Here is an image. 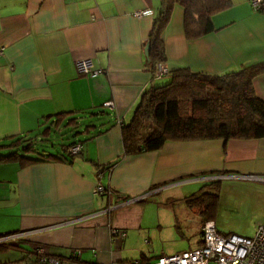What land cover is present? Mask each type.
I'll list each match as a JSON object with an SVG mask.
<instances>
[{
  "label": "crops",
  "instance_id": "crops-1",
  "mask_svg": "<svg viewBox=\"0 0 264 264\" xmlns=\"http://www.w3.org/2000/svg\"><path fill=\"white\" fill-rule=\"evenodd\" d=\"M160 4L0 0V48H5L0 57V142L39 133L46 117L61 112L112 113V126L88 129L85 138L108 128L84 143L72 164L0 165V238L29 233L0 244V264H36L33 252L41 247L64 257L81 251L85 264L139 259L130 250L135 237L143 239L162 223L148 217V208L153 209L143 200L159 206L184 202L207 179L224 176L217 217L224 204L234 212H227L232 219H243L251 228L236 232L227 226L225 232L216 217L219 231L252 237L264 226V183L247 177L264 176V139L168 142L158 152L124 156L122 125L131 122L146 91L172 77L155 78L146 66V43ZM144 11L151 14L139 15ZM213 20L217 32L189 40L185 10L174 8L163 31L170 71L223 75L264 63V13L252 0H231ZM83 59H91L102 73L96 78L81 75L76 63ZM254 87L264 100V74ZM119 158L113 171L100 176L99 166ZM99 183L107 187L105 195L96 193ZM160 194L166 202L156 198ZM110 205L119 208L109 212ZM154 255H147L148 260L166 254Z\"/></svg>",
  "mask_w": 264,
  "mask_h": 264
},
{
  "label": "trees",
  "instance_id": "trees-1",
  "mask_svg": "<svg viewBox=\"0 0 264 264\" xmlns=\"http://www.w3.org/2000/svg\"><path fill=\"white\" fill-rule=\"evenodd\" d=\"M178 5L185 10L186 36L189 40H195L219 30L213 16L229 8L231 0H161L154 31L146 43V47H150L146 66L155 78L158 65H166L168 60L163 31ZM257 10L264 13V5ZM169 74L172 76L169 83L146 91L131 122L122 125L124 156L158 152L168 142L264 139V100L257 95L254 87V80L264 74V63L223 75L195 73L189 69H178ZM85 118L92 120L84 124L82 120ZM111 118L112 113L108 109L82 114L77 111L61 112L46 117L39 133L10 137L0 142V165L16 164L25 169L49 163L72 164L82 155L83 144L108 128L85 139L77 136L89 132L88 129H92L93 125L112 126ZM62 125L73 127L75 135L65 137L66 133L60 131ZM53 135L61 139L54 142ZM77 145L82 146L78 154L72 152ZM120 160L99 166L100 176L113 171ZM215 174L212 173L213 176ZM223 182V179H214L202 186L201 190L184 198L185 204L193 212L198 209L202 224L216 220ZM99 185L105 188L102 193L105 195L107 187L102 183ZM115 197L120 199L118 194ZM174 202L179 201L173 200L167 204ZM201 241L202 238L199 243ZM140 258L148 260L145 254Z\"/></svg>",
  "mask_w": 264,
  "mask_h": 264
},
{
  "label": "built area",
  "instance_id": "built-area-1",
  "mask_svg": "<svg viewBox=\"0 0 264 264\" xmlns=\"http://www.w3.org/2000/svg\"><path fill=\"white\" fill-rule=\"evenodd\" d=\"M255 9L264 5V0H252ZM151 11L139 13L141 16L149 15ZM5 54V48H0V57ZM81 75L91 78L98 77L102 71L95 69L91 59L79 60L76 63ZM170 73L168 67L161 63L158 65L157 77H163ZM111 107V103L106 104ZM82 146L73 147V153H80ZM105 188L99 185L97 193H104ZM140 198L136 199V201ZM26 233V232H25ZM114 233H117L114 232ZM22 234H15L0 238V244L12 238H18ZM127 234L123 233V237ZM96 253V251H94ZM36 264H85L81 260V251H74L68 256H59L50 252L47 248L36 249ZM111 264H264V226H260L252 237L239 234L221 233L215 221L210 220L202 227V241L191 250L177 252L173 255H163L154 261L141 258L129 262L115 261Z\"/></svg>",
  "mask_w": 264,
  "mask_h": 264
},
{
  "label": "rangeland",
  "instance_id": "rangeland-1",
  "mask_svg": "<svg viewBox=\"0 0 264 264\" xmlns=\"http://www.w3.org/2000/svg\"><path fill=\"white\" fill-rule=\"evenodd\" d=\"M90 120L92 119L85 118L84 120H82V122L84 124H87L90 122ZM60 131L62 133H66L64 134L65 137L73 136L75 135L76 132V130H74L73 127H65L64 125L61 126ZM84 135L85 134L83 135L80 134L77 137L79 139H85ZM60 139L61 137H58L57 135H53L52 137V140L54 142H58ZM156 198L158 200L161 199L163 202H166L165 201L166 199H163L162 194L157 195ZM150 201L151 199L143 203V205H145L146 207L151 206L150 208L153 209L151 210L148 208L147 215L151 219L162 220L161 227L151 229L149 234L147 232L148 235L143 239L141 237L140 238L135 237L134 239L135 247L134 249L130 248L132 254L135 257L140 258L141 254L155 257L154 251L156 252L157 255H161L163 254V252H165L166 255H173L182 250H189L190 245H195L199 243V241L201 240V232H202V218H200L201 216L199 214V211H197L198 209H195L196 211H194L195 212L194 213L192 209L189 208L183 201L174 202L171 204H167L166 202L167 206L166 205L159 206L157 205L158 203L157 201H155L154 204ZM221 208H220V214L217 217V221L219 226H221L222 230L228 231L227 226L234 227L235 231L238 228L239 229L243 228L244 226L251 228V225L245 223L243 219H237V220L232 219L227 212L230 213H234V212H231L229 210V207L227 208V206L225 207V205L223 204ZM110 209L111 208L107 210ZM230 209L232 210V207ZM253 231L250 233H253ZM28 236L29 233L26 232L23 235H20L18 238L19 240H21ZM18 238H12L9 240H17ZM196 246L197 245H195L193 248H195ZM143 248L144 251L141 252Z\"/></svg>",
  "mask_w": 264,
  "mask_h": 264
},
{
  "label": "water",
  "instance_id": "water-1",
  "mask_svg": "<svg viewBox=\"0 0 264 264\" xmlns=\"http://www.w3.org/2000/svg\"><path fill=\"white\" fill-rule=\"evenodd\" d=\"M149 53H150V47L149 46H147L146 47V56L148 57L149 56ZM225 177V176H224ZM223 177V178H224ZM247 177H249L250 178V180H252V181H258V182H262V183H264V176H256V175H247ZM222 178V179H223ZM242 178V177H241ZM154 194V193H153ZM113 205H110V210H109V212H111V211H113V210H116L117 208H119V205H117V206H115V207H113ZM108 211V210H107Z\"/></svg>",
  "mask_w": 264,
  "mask_h": 264
},
{
  "label": "bare ground",
  "instance_id": "bare-ground-1",
  "mask_svg": "<svg viewBox=\"0 0 264 264\" xmlns=\"http://www.w3.org/2000/svg\"><path fill=\"white\" fill-rule=\"evenodd\" d=\"M144 199L146 198V197H143ZM143 198H140V200L139 201H141V200H143ZM203 225L204 224H202V227H203ZM201 238H202V232H201ZM192 248H189V250H191ZM184 251H186V250H184Z\"/></svg>",
  "mask_w": 264,
  "mask_h": 264
},
{
  "label": "flooded vegetation",
  "instance_id": "flooded-vegetation-1",
  "mask_svg": "<svg viewBox=\"0 0 264 264\" xmlns=\"http://www.w3.org/2000/svg\"><path fill=\"white\" fill-rule=\"evenodd\" d=\"M210 181H212V179H210L209 181H208V179H207V182H205L204 185L208 184ZM204 185H203V186H204ZM201 188H202V187H201ZM201 188H199L197 191L201 190ZM197 191H196V192H197Z\"/></svg>",
  "mask_w": 264,
  "mask_h": 264
}]
</instances>
